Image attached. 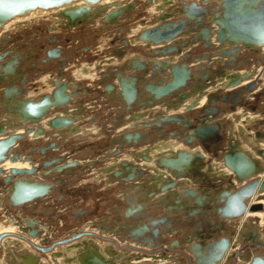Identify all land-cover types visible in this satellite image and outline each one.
I'll list each match as a JSON object with an SVG mask.
<instances>
[{"label": "rangeland", "instance_id": "374dc122", "mask_svg": "<svg viewBox=\"0 0 264 264\" xmlns=\"http://www.w3.org/2000/svg\"><path fill=\"white\" fill-rule=\"evenodd\" d=\"M116 1L118 2L117 4L119 5H115L116 4L115 3V4H111L109 7L108 5L105 6L100 4L95 9L96 10L100 9L101 11L100 10L95 11L94 13L89 15V18L87 20L81 18L80 20H83L81 23H77L79 20L78 21L74 20V22L78 25L76 24L74 25V23L72 22L70 23L66 22L68 20L67 18L57 14V15H51L50 17H44V19L40 18L38 20L37 19L33 21L31 20L30 22L24 24H18L17 27L15 28L10 27V29H7L4 27L5 28L3 29L4 31L0 34V38H1L0 49L8 50L9 54L12 53V56L9 59L11 60L13 59L14 56L20 54L18 50H20L21 52L25 51L29 54H32L33 51L32 48L37 47L38 50L36 55L34 57H31L30 55L28 56V59L30 58L28 62L35 63L34 70L38 69L37 71H41L38 72V74L35 76L32 75V77L30 78V82L26 83L27 84L26 86L30 84L28 86L29 88L28 87L27 88L31 91V93H33L36 96L43 94L48 95L54 89V84H53L54 80L60 81L63 79L62 81L65 82L66 80L67 82H70L71 85H78L80 83L81 85L80 90L82 91L83 89V91L80 93L81 95L84 94L82 97L81 95H79L81 97V101H83L81 103V106L84 104L86 108L89 109L90 107V109L87 110L85 115L84 116L82 115L83 118L82 120H80V122L83 120H85L86 122V120H88L89 117L98 115L101 119L100 123L109 124L111 120L110 116L111 115L115 116L118 114L116 113V110L112 108V106L111 108L110 106H108V104L105 102L106 98L100 97L98 93H105L107 91L111 92V89L112 87H115L118 78L115 77L114 75L105 74V73H108L111 69V66L115 64L117 65L119 63L120 64L123 63L124 65L128 61H132L135 64L141 63L139 61L140 60L139 58L129 59L126 56V54H131L132 47H134L135 49L134 52H136L138 50L136 46L138 47L140 45H142L141 47L145 46V49L147 50L151 48V45L150 47L146 45L147 43L152 44L153 47H158V46L163 47L165 46V44H170L169 46L171 48H175V50L177 49L179 50V52L176 53L177 55L176 57H178V59H175L176 62L174 65H171L169 63L170 61L169 62L156 61L153 63L150 62L148 63L150 74L145 72L146 70L144 71V73H142L143 69H139L138 73L126 74L125 73L126 69L124 67L121 68L120 76L123 77L121 78L122 80L133 79L136 82V87L140 86V82H142V79L144 81H149L150 88H153L155 86L154 84L160 83V85L158 84L159 90L162 89L163 86H166L168 82L172 81L171 68L181 67L182 65L188 66L187 71H189V73L188 75L186 74L187 75L186 86L188 88L179 87L176 90L174 89L167 93H162L160 94L159 97L156 95L154 96L153 93L147 95L145 93V87L139 89L140 92L138 94V98L144 100L146 103L139 105L135 104L133 106L132 122L134 123L136 122L135 123L136 125L137 121H139V118H141V116L149 115L147 116L149 118L146 120V122L139 124L135 128H139L140 126H142V128L149 127L147 128V132H149L150 136L147 137V139H144L143 141L147 140V142H149V144L152 145H145L139 148L140 151L139 149H137L134 150L135 152L130 151L124 153V156H120L117 162L119 163L123 162L124 164L133 162L137 166H142L143 164L144 166L149 167V174L147 175V177L150 178V176H152V172L154 171L151 168L152 166L150 167L151 163L158 162L159 165V162H161V164H164L162 160L158 161V158H162V155L159 154L160 152L155 151L156 150L155 148L153 149L154 144H157L159 141H168V143L166 144H170V141H173L172 144L174 145L176 144L185 145L182 142L184 137L193 136V135H189V129L195 130L197 129V127H200L201 125L200 119L203 115L202 111L208 110L211 113L208 114L207 117H205L206 118L205 120H207L208 123L216 126L217 129L214 132L212 131L207 133L209 139L203 140L199 136H197V139L200 142L207 141L206 143L207 146L209 147L214 146L215 151L213 153L211 152L206 153L205 151H203L202 148L205 147L204 144H201L200 142H193L192 145H187L186 148L189 149L191 152L197 148L199 151L206 153L203 155L204 156L203 160L205 161L204 164L206 166L210 165L208 167L210 176H213L215 174L226 173V172L229 173L228 169L224 168L223 160L219 159L221 155H224V153L228 152L229 148L231 150L230 153H232L233 155L232 159L233 158L236 159L235 156H237L238 152L240 153L243 152L248 159H252L253 157L254 159L258 158L261 163V168L258 172V180H259L262 176L261 173L264 171V162H261L260 157L256 154L255 151L257 149L261 150L262 147L260 146L264 145V138L256 136L258 131L261 130L264 131V109H262L263 106H260L262 101H259L261 98L264 99V60L261 61L262 58H264L263 57L264 50H260L259 53H256L251 51L250 49H246V48L244 49L240 47L239 50H235V52L230 53L229 56H224L223 52L231 51L232 48L220 46L219 42L215 38L216 37L215 27L213 28L212 24H210L208 19V17L213 14L209 13V10L205 11L207 12V15H204L205 17L202 20V26L205 27L206 24L210 25L211 28L210 32L213 34L211 35L213 37H211L209 40V44L211 45V47H206L203 41H201V39L197 38L196 41L192 39V35L198 33L199 26L195 27V29L193 28V24L191 23L189 18L184 15L185 9L181 3L183 1H185L187 4L195 2L198 5L209 7L210 5H218V2H220V0H211L207 2H202L203 0H119V1L116 0ZM53 10H57V9H53ZM113 11H117L119 12V14H117L116 17L107 18ZM177 17H181V18L178 20ZM181 21H184V24L181 28V32L175 35L170 42L161 43L157 45V44H153L151 41H142L139 39V35L144 31L156 28L167 22L179 24ZM159 22L161 23L160 25H155L156 23ZM35 35L36 37L34 38ZM200 35H201L200 33L197 34V36ZM18 45H23V46L18 48ZM52 46L60 47L64 50L65 48L69 47L72 48L73 51L66 53V51H62L60 49L59 50L60 55L57 57H51L50 60H58L61 58L62 59L66 58L65 61L63 62V65L59 66L60 64L56 61L55 67L45 66L44 68H42L40 60L44 58L46 48H50ZM175 50L172 51V53H174ZM124 51L126 54L124 53ZM34 52L35 51H33V53ZM154 53L156 55L153 56L158 58H162L168 55V53H163L158 55L156 51H154ZM238 53L240 57H243L242 59H245L243 62L240 63V65H238L237 62L234 61V59L236 58V54ZM65 55H67L68 59L67 57H65ZM193 57L195 58V61H193ZM211 57L214 60L215 58L217 59V57H220V59L216 60L218 62H214L215 68L212 69L213 77L207 76L208 71L205 62ZM223 57H225L224 63L227 62L224 65H222L220 62V60L223 59ZM144 62L147 63L146 60ZM166 63L168 64V67L162 68L161 65ZM141 65H143L145 69L147 68L145 63L143 64L141 63ZM57 66L59 67L56 68ZM196 66L198 69V77H199L198 82L200 83L196 86H200V87L205 86V87L202 89V93L200 92V93L191 94L186 98H182V101H180V97L176 98L177 95L181 96L184 95L185 93H188L189 91L191 92L195 87L193 86L192 88L189 82L192 79L191 73L193 71H196ZM60 68H62V71H59ZM132 68L133 66L130 67L129 70L132 71ZM233 74H239L242 78H244L241 82L244 83L247 81L248 82L246 84L239 82L238 85L236 86L233 87L230 86L232 82L231 80L235 79L236 77ZM65 76L67 78L70 76L71 79L77 82L65 79ZM144 85H146V83H144ZM35 89L36 91L33 92V90ZM153 90L156 91L157 88L155 89L153 88ZM150 91L152 92V90ZM84 92H88L89 95L85 94ZM220 93H226L227 95H223ZM232 93L234 94L233 96H235V94L237 93L236 98H233L232 95L228 96V94L230 95ZM161 96H163L164 98H172V101H169L170 99H163L158 103L157 101L161 99L160 98ZM249 98L252 100V102L248 101ZM201 99L202 100L204 99L205 103L200 106L198 103L200 102ZM166 100H168L167 104H165ZM233 100L235 102H233ZM9 115L10 113H4L3 118L5 120L12 119V117ZM250 115L251 116L256 115L258 118L248 123L247 125L248 127L246 125L242 126L243 124H239L241 120L244 121L245 119H247L246 117ZM164 116L165 117L174 116L180 118L182 121L180 122L170 121L164 123L163 124L164 132L162 130V133L157 137V134L154 132L155 129H153V127L151 126H154L153 120H155V118L157 117L162 118ZM85 122L83 121V123H78V125L79 124L84 125ZM43 124H45V126ZM41 126L44 127L45 133L48 132L46 130L48 129L47 121H44V123H42ZM118 130L120 129L115 130L114 134H116ZM245 131H247L248 134ZM19 132L23 133L22 130ZM190 132L192 134L193 132L195 133V131H190ZM50 133H53L55 135L54 131H51ZM171 133H173V135H170ZM250 134H253V137ZM216 135L217 137H215ZM31 136L34 135L31 134ZM54 138L55 137H53L52 139ZM74 138L76 139L77 135L74 136ZM193 139L196 140V136H194ZM242 144L247 147L249 145L250 147H248V149L247 148L245 149V147ZM76 145H81V144H76ZM142 148L143 149L147 148V149L145 151ZM63 152L65 153V149ZM153 152H155V154ZM191 152H186V150H180L177 151V155L174 154L172 156H168L167 159H171V157L176 158L182 155V153L186 156H190ZM144 156L148 157V159L147 160L144 159L143 158ZM217 158L218 160L216 161ZM234 161L236 160H233V162ZM213 162L217 164L216 167L214 164H213L214 166L211 165ZM159 167L160 168H156L155 170L163 172V170L165 169L166 171H168V173L164 175L160 172H157L160 175V180L162 177L166 181V183H164L163 186L165 188H168L169 184H175V185L171 186L169 189H165V191L159 192L158 195H162L161 197H159V199L161 198L163 199V201H161L160 207L151 206L150 204L151 206L150 209L153 212L151 214L154 215L161 214V212L158 211L154 212V211L158 209L162 210L164 207L166 208L172 207L173 210L178 209L177 207L178 203L173 197L180 196L182 192L180 190L181 186L187 188H193V187L201 188L199 187V184H197L198 182L197 183L193 182V179L190 176L185 178H177L179 176L178 175L179 170H185L183 172H180V174L182 176H187L188 173H190L187 171L191 169V165L183 164L181 166H177L174 164H164L163 166H159ZM0 170L2 173L8 174L11 169L8 171L3 169L2 166ZM223 170H226V172ZM226 176L230 177L227 174ZM213 179L216 180L213 181ZM213 179L211 180V183H214L215 186L213 184L212 185L213 188L211 187L210 189V191H213L209 193L211 198H214V196L218 195L220 190H227L230 191L231 193H236L240 189L243 183V182L240 183V181H242L243 179L238 180L235 178L234 175H232L229 178V185L226 183L225 178L222 179L220 177H213ZM86 181H87L86 179L78 177V179L72 182L71 188L66 196H65V186H63V188L61 189L63 191L62 196H58V194H55L47 201H45L46 205H43L40 208V211L37 212L26 211V213L28 214L19 215L20 219L15 215V213L20 214L21 211L17 212L15 208L9 210L10 211L9 214L0 213L1 214L0 226L9 227L10 225H12L16 227V230L19 229L16 232L12 231L13 234L18 233L19 235L24 236L26 240H28V241L23 240V244H28V242H30L35 246L37 245L40 246L41 244H43V242L40 240V237H34V235H28V233L26 232L25 230L26 222L24 217L27 218L29 216L28 220H31L33 218L38 219L39 220L38 222H41L45 227L47 226L50 230L53 231L54 233L53 235L55 236L54 241L56 242L55 244H53L55 246H52L49 251L51 250L56 251L57 250L56 248H59L58 246L63 244L58 241H61L62 240L61 238L64 235L78 229L82 225L83 219H85L83 217H86L89 212H93L95 210L96 213L107 214L110 211L111 207L114 206V204H116L117 210H121V211L123 210L122 209L123 207L122 204H124L123 200L120 198V196L117 195V193L119 194L120 191L124 189L122 188L123 185L121 183H118V185L115 186L116 189L112 193H109V191H104V192L102 191L100 193H97L95 187L92 184L81 183ZM163 182L164 181L162 180V183ZM138 183H143V182L139 181ZM151 185H152V181H149V186ZM101 186H99V188ZM88 188L90 189L91 194L84 192V189H88ZM93 190H95V193L93 192ZM199 191L203 192L204 190H199ZM260 194H264V192ZM7 197L8 195L5 196V194L0 195V201L4 200L3 202H7ZM85 205L89 207V210L86 211L84 215H81L79 217L74 216L75 215L74 213L81 212L85 208ZM189 205L191 204H187L188 209L190 207ZM183 206H186V204H184ZM216 210H218V206L217 209H215V211ZM259 212H262V210L259 209L257 211L251 212L252 213L251 222L252 223L255 222L254 224L257 226L259 225L258 227L259 229H261V232L264 236V224H263L264 222H261L260 217L256 215V213ZM216 213L217 211L214 212V214H212L210 211L207 212L208 223H207V227L204 228V232H201L203 225L202 226L198 225L201 221L198 220L197 218L194 219L193 221L192 220L186 221L184 219V214H182L181 212H179L178 215H176L177 212H172V215H176V216H170L166 214V216L169 218V221L172 222V226L168 228V233L166 235L163 234V231L161 230L162 228L159 227V229L161 228L160 231H162L161 237H162V241H164L163 246H165V248L167 249H170L169 245L167 246V244L172 242L173 240H176L178 244H180V247L177 248L178 249L177 251L171 248L173 249L172 251L165 250V254H161V255H156L158 254V252L154 253V255L156 256H146L144 254L141 255L138 250H142L144 248L140 247L139 246L140 244L137 242V240H135L134 241L135 244L133 245V247L135 249L134 251H137V253L123 252L119 256L125 257L128 261H131L129 263L126 262L125 264H147V263L172 264L174 263L175 258H178V260L182 264H195L194 257L190 252V248L196 242H205L202 236L210 235V237H212L211 239L217 241L223 237H227L228 232L230 231L237 230L233 232L234 234L237 232L241 234L243 232V227L240 228L241 225L239 224L241 218L243 217L242 216L238 220V222L236 221L235 225L233 223L228 224L229 230L226 231L224 235L222 234L221 236L220 234H218L217 231L221 232V230L213 229L214 228L213 226L215 225L216 227L217 224H222L227 220L222 219ZM120 214L121 212L119 211V215ZM6 215H9V218L15 217L17 221L19 219L22 225L20 227L17 225L16 226L13 225V223L9 221V218H7ZM62 215H65V217H63ZM156 217L157 216H154L151 219L155 220L157 219ZM213 217H214L213 222H215V224H212ZM175 222L177 223L179 222V224H176ZM88 226L90 228L89 230L95 232L93 229L94 227L91 226V224ZM152 229L153 228H151V230ZM118 232L119 235L122 236V239L127 240L125 238V236L127 235V232L125 230L119 229ZM12 233H9V235H11ZM150 235H152V232H150ZM197 238L200 241H198ZM94 242L95 241H90L89 239L82 240L79 242L78 248L79 250L83 251L86 248L83 247L84 245H87V247L91 246L92 248H96L97 252L102 251L103 253L106 254V258H109V255L104 248L110 245L100 244V243L98 244L97 242L95 243ZM259 242H262V240ZM124 244L122 241L119 240V245H120L119 247H123ZM230 244L235 245V248L232 249L229 247L228 249V251L231 250L230 251L231 256L234 255L233 259H231L229 264H237L238 260L240 259L239 255H243V253L245 252L244 249L245 245L243 246V248H241L242 245L240 246L237 242L235 243V238L234 240H232L231 238ZM14 246L15 245L9 246L11 250L13 249L12 251H16L15 248H13ZM15 247H17V251L19 252L16 253L13 252L12 253L13 255L11 254L4 255V253H0L1 254L0 260H5L2 261V264H6V263L10 264L11 263L10 258L13 257L12 259H16V257H19L23 254L24 251L20 252L21 248H19V245H16ZM1 248L2 250L0 249V251H3L4 249L2 246ZM30 248L33 251L35 250V248H33L32 246H30ZM162 248L164 249V247ZM257 249H259L257 250V253H254L253 250L250 253L252 258L258 254H260L258 256L264 255V248L261 249L257 248ZM199 250L201 251V248ZM35 251L39 252L38 250ZM41 255H42L40 261L41 264H55L56 260H54V257L56 256L51 258L45 255L44 253ZM61 256L62 255H59L57 257H61ZM147 257H150L151 260L149 259L148 262L147 261L146 262L142 261L141 263L138 262L141 260L140 258L144 259ZM229 258L230 257L226 258V260H228ZM118 260L120 262H117V264H123L121 263L119 257ZM225 261L223 259V261L220 264H224Z\"/></svg>", "mask_w": 264, "mask_h": 264}, {"label": "flooded vegetation", "instance_id": "af4514ba", "mask_svg": "<svg viewBox=\"0 0 264 264\" xmlns=\"http://www.w3.org/2000/svg\"><path fill=\"white\" fill-rule=\"evenodd\" d=\"M199 17L200 20L197 22L191 21L194 29L196 26L200 25V22H202L201 17L203 20L205 16L202 15ZM35 37L36 35L34 38ZM21 46L23 45H18V48ZM32 49L35 51L34 53L32 51L33 56L32 54H29L25 51L21 52L18 50L20 54L14 56L11 60L9 59L12 56V53L9 54L8 50L0 49V57H3V59L0 60V130H3V133H13L17 137L11 155H7L6 159L0 162V168L6 161L13 162L10 161L11 156L16 157V161L29 163L30 167L27 169H22L24 172L21 175H12L10 172L8 174L0 172V195H8L7 202L0 201V213L9 214V210L15 208L17 212L21 211L20 214L15 213V215L20 219L19 215L28 214L26 211H40V208L43 205H46L45 201H47L49 198L55 194L62 196L63 191L61 189L63 186H65L66 196L71 188L72 182L78 179V177L87 180L86 182H81L82 184H92L95 187L97 193L102 191H109V193H112L116 189L115 186L118 185V183H121L123 185L122 188H124L119 194L117 193L124 203L122 204V211L117 210L116 204H114L107 214L96 213L95 210V212H89L86 217H83L85 219H83L82 225L78 229L71 233L69 232L61 238V241H58L63 244L59 245V248H56V251H49L52 246H55L53 244L56 242L54 241L55 236L53 235V231L47 226L45 227L41 222H38V219L33 218L28 220V215L27 218L24 217L26 222L25 230L28 235L40 237V240L43 242V244L40 246H36L39 249L35 250L40 252L39 253L34 250L37 254L41 255L44 253L47 256L51 255L50 257L65 255V251L70 247V245L85 239H89L90 241H95L100 244L110 245L104 248L105 251H107L109 258H104L103 260L102 258H99L100 253H97L94 248L84 245L83 247H86L84 250L90 252L89 259L95 258L92 263L88 264H117L118 257L121 258L119 255L123 252L137 253V251H134L135 249L133 247L135 240H137V242L140 244V247L144 248L142 250H138L141 255L144 254L146 256H156L165 254V250L172 251L175 249L177 251V248L180 247V244H178L176 240H173L167 244V246L169 245L170 249H167L165 246H163L164 241H162L160 234L163 230L172 226V222L169 221V218L166 216V214L170 216H176L179 212H181L184 214V219L186 221H193L197 218L201 221L199 224L205 225L208 223L207 212L210 211L212 214H214V212L217 211H215L217 206L218 209H221L228 202L229 198L235 195V193H231L227 190H220L219 194L214 196V198H211L209 194L213 192L210 191L211 187L213 188L212 185L214 184L211 183L213 177H220L222 179L225 178L226 183L229 185V178L232 175H234L236 179L242 180V177L240 176L242 171H231L227 167L230 161L232 162L233 159L235 160V158L231 159L233 155L230 153L231 150L229 148L227 153H224V155L219 157V159L223 160L224 168L228 169L229 173L226 172L210 176V172L208 171V167L210 165L206 166L204 164L205 161L203 160V155L210 152L213 153L215 151V147L207 146V141L200 142L197 139V136L200 137L201 133L208 130L210 132L211 129V131L214 132L217 127L205 120V117L211 113H208L209 111L205 110L206 112L202 111L203 115L200 119V127H197L195 130L189 129V135L193 136L184 137L182 142L185 144V146L192 145L193 142H200L201 144H204L205 147L202 148L206 153H203L196 148V151L193 150L190 156H186L182 153L180 162H172L174 165L188 162L191 165V169L186 171L190 173H188L187 176H182L181 178L190 176L192 177L193 182H198L197 184H199V187L201 188H187L182 186L180 187L179 185L182 192L180 191V196L173 197L178 203L177 210H173L172 207H164L162 210L159 209L161 210V214H149L148 211L150 210L151 206L160 207L161 201H163L162 198L159 199V197L162 196L158 195L159 192L165 191V189H169L175 184H169L168 188H165L163 186L164 184L160 180L159 173L155 171H153L152 176L148 178L147 175L149 174V167L144 166L143 164L142 166H137L133 162H129L127 164H124L123 162L118 164L116 162L120 156H124V153L130 151L132 152L145 145H152L149 144L147 140L143 141L150 136L149 132H147V128L149 127L142 128L140 126L139 128H135L139 124L146 122V117L149 115L141 116L136 125V122H132L133 106L135 104L139 105L146 103L144 100L138 98V94L140 92L139 89L145 87V93L148 95L151 93L150 90L155 92L153 88H157L158 92H155V95L162 94L161 91L164 90L166 86L173 84V76L172 81L168 82L167 85L163 86V88L160 90L158 89L160 83H158L159 85L154 84L155 86H151L153 88H150L149 81H144L143 79L142 82H140V86L136 87V82L133 79H121L123 77L120 76V72L124 65L119 63L117 65L115 64L111 66L110 71L105 74L114 75L118 78V80L115 84V87H112L111 92L107 91L103 94L106 98L105 102L108 104V106H110V108L112 106L118 115H111L109 124L100 123V117L98 115H94L89 117L86 122L83 120L85 122L84 125H78V123H83V121L80 122V120H82L87 110L90 109V107L89 109L86 108L84 104L81 106V103L83 102L81 101V97L84 94L81 95L80 93L83 91V89L82 91L80 90V83L78 85H71L70 82H67L66 80L65 82L62 81L63 79L60 81L54 80L53 91L48 95L43 94L38 96L31 93V91L28 89L30 84L26 86V83L30 82L32 75L35 76L38 74V72H41L37 71L38 69L34 70L35 63L28 62L30 59H28V56L30 55L31 57H34L38 50L37 47H33ZM60 49L62 51H66V53L73 51L72 48L69 47L65 48V50L54 46L46 48L45 56L40 60L42 68L45 66L55 67L56 61L60 64L59 66L63 65V62L66 58L50 60L51 57H57L60 55ZM65 57H67V55H65ZM263 60L264 58H262L261 61ZM133 65L136 64L134 63ZM140 69H143L142 73H144L146 70L144 66H141ZM59 71H62V68H60ZM65 79L74 81L70 78V76L68 78L65 76ZM144 83H146V85H144ZM34 91H36V89L33 90V92ZM84 93L89 95L88 92ZM79 95H81V97ZM177 97L178 95L176 98ZM160 98L161 99L157 101L158 103L163 99H170L164 98L163 96ZM56 103H58V105H54ZM45 105L49 107L45 109L43 107ZM27 110L30 116H32L30 113L31 111H33L32 114L34 115L41 110L44 111L38 121L34 117H31L29 120L26 119L25 121H22L19 115L22 116L23 113H27ZM4 113H10L9 116H11L12 119L5 120L3 118ZM46 120L47 127L50 130L45 128L48 131L45 133L44 127L41 125ZM170 121L180 122L182 120L174 116H164L162 118L157 117L155 120H153L154 126L151 127L155 129L154 132L157 134V137L162 133V130L164 132L163 124ZM12 126H18V128L13 130L10 128ZM117 129L120 130L114 134V131ZM21 130L23 133L19 132ZM51 131H54L55 135L50 133ZM190 131H195V133L193 132L192 134ZM31 134L34 136H31ZM76 135L77 138L75 139L74 136ZM170 135H173V133ZM194 136H196V140L193 139ZM256 136L264 138V131H258ZM53 137L55 138L52 139ZM215 137H217V135ZM0 139H6V136L0 137ZM207 139H209L208 136L203 138V140ZM154 146H156V144H154ZM64 149L65 153L63 152ZM255 152L260 157L261 162H264V150L257 149ZM235 157L239 158L236 159V161L238 162L239 160L242 165L250 164L252 171L256 173L255 176L249 177L244 181H240V183H244V185L242 183V186L239 189L241 190L250 182L258 180V172L260 167L253 165V163L250 162L247 163L249 159L246 157V155H244L243 152H238L237 156ZM143 158L146 160L148 159L146 156ZM159 160L161 161L163 158H158V161ZM217 160L218 158L216 161ZM246 166L249 167V165ZM183 171L185 170H179L178 173ZM226 174L230 177L226 176ZM214 180L216 179H213V181ZM139 181H142L143 183H138ZM149 181H152L151 186H149ZM20 183L34 185L37 187L45 186L47 187V191L43 196L36 198L32 202L13 205L12 190L19 186ZM99 186L101 187L99 188ZM95 190H93L94 193ZM199 190L204 191L201 192ZM84 192L91 194L89 188L84 189ZM246 201H249V199ZM184 204H186V206H183ZM187 204H191L189 205V209L187 208ZM88 210L89 207L85 205V208L81 212L74 213V216L79 217L84 215ZM119 211L121 212L120 215ZM172 212H177V214L172 215ZM62 216L65 217V215ZM154 216H157V219L152 220L151 218ZM6 217L9 218V215H6ZM19 219L17 221L15 217H12L9 218V221H11L13 225L20 227L22 224ZM90 224L94 227L93 229L95 232L89 230L90 228L88 225ZM159 227L162 228H160L162 231H160ZM151 228L153 229L151 230ZM119 229L125 230L127 232V235L125 236L127 240L122 239V236L119 235ZM149 230L152 232V235H150ZM6 238H11L14 241L20 242H23L25 239L24 236L19 235L18 233L11 235L1 233L0 249L2 250V246L4 250L0 251V253L5 252L3 240ZM119 240L122 241L123 244L125 243V246L123 245V247H119ZM249 242H251V240ZM241 245V248H243L245 244L241 243L240 246ZM248 245L251 246L253 244L249 243ZM15 246L13 247L16 250L15 252H19ZM162 247H164V249ZM93 251L95 253H93ZM156 252H158V254L154 255ZM11 264H23V261H19V259H12Z\"/></svg>", "mask_w": 264, "mask_h": 264}, {"label": "water", "instance_id": "95a60500", "mask_svg": "<svg viewBox=\"0 0 264 264\" xmlns=\"http://www.w3.org/2000/svg\"><path fill=\"white\" fill-rule=\"evenodd\" d=\"M105 0H0V33L3 31L5 25L11 22L13 19L17 17H25L29 15L31 12L40 10H53L57 9L60 10V15L65 16L67 18V22L74 23V20H79L77 23H81V18L87 20L89 15L94 13L95 11H99L100 9L96 10L101 2ZM115 5L118 2L116 0ZM211 0H203L202 2H207ZM77 3H82L81 5H77ZM184 6L185 13L184 15L189 18L190 21L197 22L200 20L199 16L207 15V10L209 13L213 15L209 16V22L212 24L213 28L215 27V35L216 39L219 42L220 46L222 47H230L232 48L231 51L223 52L224 56H229L230 53L235 52V50H239L241 48L250 49L253 52L259 53L261 48L264 47V0H220L218 5H210L209 7L198 5L195 2L187 4L185 1L181 3ZM101 11V10H100ZM211 11V12H210ZM119 14L117 11H113L109 17H116ZM202 21V17H201ZM184 24V21L178 23H164L156 28L147 30L142 32L139 35V39L142 41H151L153 44H161L167 43L172 40V38L181 32V28ZM198 33L200 36H197L198 33L192 35V39L196 41V39H201L206 47H211L209 44V40L211 38L212 33L210 32V25L206 24L205 27L202 26V22L199 23ZM69 25V24H67ZM66 25V26H67ZM78 25V24H76ZM197 27V26H196ZM169 50V49H168ZM171 51H174L171 49ZM167 50L162 52L171 53ZM3 57H0L2 60ZM172 76H173V84H170L162 90V93H167L172 90H176L179 87L188 88L186 86L187 82V75L189 71H185L180 67L171 68ZM187 74V75H186ZM235 79L232 80L230 86H236L239 82L242 81L240 75L235 74ZM246 77V76H245ZM240 80V81H239ZM161 82V81H160ZM205 87V86H204ZM204 87L196 86L193 90L184 95L180 96V101L182 98H186L187 96L194 94V93H202V89ZM250 87V86H249ZM248 87V88H249ZM155 92H158L157 90ZM155 92L153 95L155 96ZM156 96H160L157 94ZM179 97V96H178ZM58 105V103L54 104ZM45 109L49 106H43ZM44 110L39 111L37 114L32 115L33 111H31V115L28 113H23L20 119L25 121L26 119H30L34 117L37 121L41 117ZM206 112V111H205ZM210 113V112H208ZM13 130L17 129L18 126L10 127ZM209 131H204V133L199 132L200 137L203 139L207 136ZM210 132H212L210 130ZM6 136V139H0V162L6 159L7 155H11L13 146L15 144L16 135L13 133H3V130H0V137ZM190 139V138H189ZM234 160V159H233ZM10 161H16V157L11 156ZM248 166L242 165L240 162L232 161L227 165L229 170L236 171L241 173V177L243 180L255 176L256 173L252 171L251 165ZM244 170H243V169ZM248 170V171H247ZM245 171V172H244ZM247 171V172H246ZM1 172V170H0ZM24 172L22 169H11L10 173L12 175H21ZM177 178H181L182 175L178 173ZM241 179V178H240ZM21 184V185H20ZM15 189L12 190V197H13V205H20L23 203L32 202L38 197H41L47 191V187L45 186H34L25 183H20ZM259 188V191H264V180L261 182L259 180H254L246 185L244 188L239 190L235 193L234 196H231L228 202L222 207L221 209L217 210L219 217L222 219H226L227 221H233L235 225L236 221L246 213L247 204L246 200L250 199L255 192L256 188ZM260 207H253L252 210H258ZM202 232V231H201ZM168 233V229L163 230V234L166 235ZM161 235V234H160ZM240 233L228 232L227 237H223L220 240L215 241L212 239V243L206 245L204 242H197L192 245L190 248V252L194 257L195 264H220L223 261V257L225 253L230 248H235V245H231V238L234 236L235 243L240 239ZM251 242L247 241L244 244L245 252L251 253L252 250L254 253H257V248H264V242L256 241L255 238H250ZM26 240V239H24ZM234 240V239H233ZM28 241V240H26ZM25 241V242H26ZM27 243V242H26ZM249 243L253 245H248ZM239 244V243H238ZM29 246H32L35 249H39L35 245L28 242ZM205 252L200 251L199 249L202 248ZM260 255V254H258ZM255 255L252 258V262L250 264H264V255L258 256ZM234 255H232L228 260L225 261L224 264L228 263L233 259ZM239 258H243V255H239ZM178 258L174 259V263L172 264H182ZM155 264V263H152Z\"/></svg>", "mask_w": 264, "mask_h": 264}, {"label": "bare ground", "instance_id": "6f19581e", "mask_svg": "<svg viewBox=\"0 0 264 264\" xmlns=\"http://www.w3.org/2000/svg\"><path fill=\"white\" fill-rule=\"evenodd\" d=\"M119 1V0H118ZM82 3H77V5H81ZM101 4L102 5H108L109 7H110V5L111 4H115V1H113V0H105V1H103V2H101ZM60 15V10H52V11H49V10H40V9H38V10H36V11H33V12H31L29 15H27V16H25V17H17V18H15V19H13L11 22H9L6 26H5V28H7V29H10V27L11 28H15V27H17V25L18 24H24V23H27V22H30L31 20L33 21V20H38V19H40V18H43L44 19V17H50L51 15ZM164 15V14H163ZM61 16V15H60ZM63 17H65V16H63ZM46 19V18H45ZM51 19V18H50ZM54 20H55V18H54ZM61 20H63V19H61ZM83 21V20H82ZM67 22V21H66ZM98 24V23H97ZM27 25V24H26ZM75 25V24H74ZM74 27V26H73ZM4 28V29H5ZM56 28V27H55ZM4 31V30H3ZM136 33H137V31H136ZM213 35V34H212ZM211 37H213V36H211ZM1 39V38H0ZM213 39V38H212ZM7 40V39H6ZM2 43V42H1ZM179 46V45H178ZM164 47V46H163ZM262 50H264V47L263 48H261ZM244 52V51H243ZM184 58V57H183ZM200 62H202V61H200ZM112 63V62H111ZM155 71V70H154ZM192 74V73H191ZM233 75H235V74H233ZM232 75V76H233ZM239 75V74H238ZM199 78V77H198ZM219 78V77H218ZM216 79V78H215ZM262 79V78H261ZM260 81V80H259ZM248 82V81H247ZM247 82H245V84L247 83ZM244 83V82H243ZM193 84V83H192ZM207 84V83H206ZM223 88V87H222ZM228 89V88H227ZM210 92V91H209ZM225 92V91H224ZM61 93V92H60ZM62 94V93H61ZM60 95V94H59ZM58 95V96H59ZM197 95V94H196ZM64 97V96H63ZM60 99V98H59ZM59 99H56V100H59ZM63 99V98H62ZM177 100V99H176ZM188 103V102H187ZM205 103V100L203 99H201L200 100V102L198 103L200 106L202 105V104H204ZM42 105V104H41ZM198 105V106H199ZM26 106V105H25ZM24 106V107H25ZM32 106V105H31ZM36 107V106H35ZM34 107V108H35ZM32 109V108H31ZM30 109V110H31ZM185 110V109H184ZM69 111V110H68ZM4 115V114H3ZM32 115H34V114H32ZM163 116V115H162ZM149 117H147V119H148ZM247 119H245L244 121L243 120H241L240 121V123L239 124H243L242 126H247L248 125V123H250L253 119H256V118H258L256 115L253 117H250V116H248V117H246ZM231 120V119H230ZM47 121V120H46ZM59 121V120H58ZM61 121V120H60ZM57 122V121H56ZM44 123V122H43ZM54 123V122H53ZM59 123V122H58ZM232 123V122H231ZM146 124V123H145ZM44 126H45V124H43ZM142 127V126H141ZM248 127V126H247ZM49 129V128H48ZM152 129V128H151ZM203 130V129H202ZM212 130V129H211ZM119 131V130H118ZM209 131V130H208ZM204 133V132H203ZM253 137V136H252ZM162 142V143H161ZM166 143H168V141H159L157 144H156V146L154 147L153 146V149L155 148L156 150L155 151H157V152H160L159 154H161L162 155V158L164 159V160H162L163 161V163L164 164H173L172 162H180V157L182 156V155H180V156H178V158L177 159H175V158H171V159H167L168 158V156H172V155H177V151H180V150H186V152H191L189 149H187L186 148V146L185 145H183V144H176V145H174V144H172L173 143V141H170V144H166ZM243 145V144H242ZM244 146V145H243ZM245 147V149L247 148L248 149V147H250L249 145H248V147L247 146H244ZM260 147H262V150L264 149V145L262 146H260ZM152 148V147H151ZM150 148V149H151ZM143 149V148H142ZM146 149L147 148H145V149H143V150H145L146 151ZM244 149V150H245ZM149 150V149H148ZM139 151H140V149H139ZM152 151V150H151ZM196 151V150H195ZM251 151V150H250ZM133 152V151H132ZM135 152V151H134ZM141 152H143V151H141ZM137 153V152H136ZM154 154H155V152H153ZM142 154V153H141ZM147 154V153H146ZM139 155V154H138ZM150 155H151V153H150ZM153 155V154H152ZM148 156V155H147ZM149 157V156H148ZM204 157V156H203ZM206 157V156H205ZM208 157V156H207ZM126 158V157H125ZM124 158V159H125ZM153 158V157H152ZM123 159V160H124ZM154 159V158H153ZM156 159V158H155ZM232 159V158H231ZM236 159H239V158H236ZM235 159V160H236ZM230 160V159H229ZM189 161V160H188ZM148 162V161H147ZM146 162V163H147ZM237 162V161H236ZM238 162H239V160H238ZM117 163H119V162H117ZM230 163H231V161H230ZM247 163H249V162H247ZM148 164V163H147ZM146 164V165H147ZM164 164H161V162H159V165H158V162L156 163H151V165H150V167L154 170V171H156L155 169L156 168H160L159 166H163ZM183 164H187V165H190L188 162L187 163H183ZM183 164H177V166H181V165H183ZM215 165V167H216V163L215 162H213L211 165ZM213 165V166H214ZM246 165H248V164H246ZM245 165V166H246ZM3 167H4V169L5 170H10V169H12V168H15V169H27V168H30L29 167V163H27V162H18V161H16V162H9V161H6L3 165H2ZM218 166H219V164H218ZM167 167H169V166H167ZM220 168V167H219ZM223 168V167H222ZM223 171H225L226 172V170H223ZM156 172H160V171H156ZM160 173H162L163 175L164 174H167L168 173V171H166L165 169L163 170V172H160ZM262 174V176H261V178L259 179V181L261 182L262 180H264V171L261 173ZM179 181V180H178ZM182 182V181H181ZM234 185V184H233ZM264 191H259V188H258V186H257V188H256V190H255V192L253 193V195H252V198L250 199V201H249V203H248V201L246 202V204H247V210H246V213L243 215V217L241 218V220H240V225H241V227H240V225H239V227L240 228H242L243 226H245L246 225V223L245 222H247L248 220H250V221H252L251 220V218H252V211H257V210H252V208L253 207H260V209L262 210V212H259V213H256V215L257 216H259L260 217V221L261 222H264V194H260V193H263ZM4 201V200H3ZM259 210V209H258ZM263 214V215H262ZM255 221V220H254ZM257 222V221H256ZM264 224V223H263ZM11 226V227H10ZM9 227H3V226H0V234L2 233V234H9V233H12V231L13 232H16L17 230H19V229H17L16 230V227H14V226H12V225H10ZM259 226V225H258ZM239 229V228H238ZM242 230V229H241ZM8 232V233H7ZM240 232V231H239ZM238 233V232H237ZM13 234V233H12ZM34 239H36V238H34ZM264 240V239H263ZM4 241V247H5V250L7 251L6 252V255H8V254H11V255H13L12 254V252H15V251H10L11 249H10V247L9 246H13V245H19V248H21L20 250V252H23V251H27V252H32V249L30 248V246L28 245V244H23L22 242H20V241H14V240H12L11 238H6V239H4L3 240ZM32 241H34V240H32ZM259 241V240H258ZM36 243V242H35ZM95 243V242H94ZM98 243V242H97ZM99 244V243H98ZM135 244V243H134ZM28 245V246H27ZM78 245H79V242L78 243H75V244H72V245H70V247L69 248H67L66 249V251H65V257H67V258H70L71 260H70V264H88V263H92L93 262V260L95 259V258H91V259H89V255H87L86 256V258H84V257H81L79 254L81 253V251L78 249V248H75V247H78ZM88 247H90V246H88ZM94 249H96V248H94ZM231 251V250H230ZM230 251H227V253L225 254V257H223V259H224V261L226 260V258H228V257H231V254H230ZM16 253V252H15ZM93 253H95L94 251H93ZM17 255V254H16ZM27 256V255H26ZM160 257V256H159ZM8 258V257H7ZM17 258V257H16ZM83 258H84V260H83ZM3 259V258H2ZM25 260L23 261V264H34L35 262L34 261H27V259L26 258H24ZM141 260L140 261H138L139 263H141L142 261H144V262H148L149 261V259H150V257H147V258H140ZM157 259V258H156ZM170 259V258H169ZM59 260V259H58ZM103 260V259H102ZM151 260V259H150ZM2 261H5V260H0V263L2 264ZM11 261V260H10ZM67 261H68V259H67ZM137 261V260H136ZM155 261V260H154ZM133 262V261H132ZM5 263V262H4ZM57 263V262H56ZM59 263V262H58ZM7 264V263H6ZM147 264H149V263H147Z\"/></svg>", "mask_w": 264, "mask_h": 264}, {"label": "crops", "instance_id": "0c3cea01", "mask_svg": "<svg viewBox=\"0 0 264 264\" xmlns=\"http://www.w3.org/2000/svg\"><path fill=\"white\" fill-rule=\"evenodd\" d=\"M181 17H177V19L179 20ZM161 23L159 22V23H156L155 25H160ZM175 40H177V39H175ZM147 46H149L150 47V45H151V48H149L148 50L147 49H145V46L144 47H141L142 45H140L139 47L138 46H136V48L138 49L136 52H134L135 51V49H134V47H132L131 49H132V51H131V54H126L125 53V51H124V53L126 54V56L129 58V59H131V58H139L140 60V62L143 64V63H145V65H146V71L145 72H147L148 74H150V69H149V64L148 63H150V62H158V61H165V62H169L171 65H174L175 64V62H176V60L175 59H178V57H176L177 55H176V53H178L179 52V50L177 49V50H175V52L174 53H172V51H171V49H175V48H171L169 45L170 44H165V46L164 47H153V45L152 44H150V43H147L146 44ZM154 49H153V48ZM155 48H156V50H155ZM169 49V50H168ZM145 50H147V51H145ZM156 51V53H158V55L159 54H163V53H165V52H162V51H164V50H167L168 52H170L171 51V53L169 54L168 53V55L167 56H165V57H162V58H158V57H155V56H153V55H156L155 53H154V51ZM129 51V50H128ZM152 51V52H151ZM243 57H240V55H239V53L238 54H236V58L234 59V61L235 62H237V64L238 65H240V63L241 62H243L245 59H242ZM217 59H220V57H217ZM216 58H215V60L211 57L210 59H208L207 61H205L206 62V65H207V71H208V75L207 76H212V69H214L215 68V66H214V62H218V61H216L217 60ZM224 59H225V57H223V59H221L220 60V62H221V64L222 65H224L225 63H227V62H225L224 63ZM147 61V63L146 62H144V61ZM193 61H195V58L193 57ZM119 62V61H118ZM141 63H138V64H136V65H133L134 64V62H132V61H128L127 63H125L124 64V67H125V69H126V74H134V73H138L139 72V69H140V67L141 66H143V65H141ZM234 63V62H233ZM121 65H123V63H121ZM133 66V68H132V71H130L129 70V68L130 67H132ZM162 66V68H166V67H168V64L166 63V64H163V65H161ZM190 66H193V65H190ZM181 69H184L185 71H187L188 70V66H181L180 67ZM234 69H235V67H234ZM149 77V76H148ZM213 77V76H212ZM217 80H219V79H217ZM225 80V79H224ZM243 80V79H242ZM166 81V80H165ZM232 81V80H231ZM190 85L192 86V88H193V86H195L196 87V85H198V84H200L199 82H198V69H197V66H196V71H193L192 72V79L190 80ZM193 83V84H192ZM241 83H243V82H241ZM245 84V83H244ZM220 94H223V95H227L226 93H220ZM98 95L100 96V97H102V98H105V96H104V94L103 93H98ZM232 95V97L233 98H236V96H237V93L235 94V96H233L234 94L232 93V94H228V96H231ZM193 97V96H192ZM242 98V97H241ZM240 98V99H241ZM243 99V98H242ZM168 100H166V103L165 104H167L168 102H167ZM169 101H172V98H170V100ZM248 101H250V102H252V100L249 98L248 99ZM259 101H262V103L260 104V106H263V108L262 109H264V99H260ZM233 102H235L234 100H233ZM249 102V103H250ZM250 117H252L251 115H250ZM254 117V116H253ZM254 120V119H253ZM246 133H247V131H245ZM248 134V133H247ZM246 134V135H247ZM251 136H253V134H250ZM171 158H173V157H171ZM178 157H176L175 159H177ZM248 162H250V163H253V165H257L258 167H260L261 168V163H260V161H259V159L258 158H255L254 159V157L252 158V159H249V161ZM162 180L164 181L163 182V184L164 183H166V181L161 177V182H162ZM160 212V210L158 209V210H156V211H154V212ZM148 213L149 214H151V213H153L152 212V210L150 209L149 211H148ZM263 215V214H262ZM213 220H214V217H213V219H212V224H215V222H213ZM251 220H252V218H251ZM208 222V221H207ZM231 222H233V221H226V222H223L222 224H217V226L215 227V225L212 227L213 229H220L221 230V232L220 231H217L218 232V234H220L221 236H222V234L224 235L225 234V232L226 231H228L229 230V227H228V224L229 223H231ZM176 224H179V222L177 223V222H175ZM255 222H251V221H247L246 222V225L245 226H243V232L241 233V235L239 236L240 237V239L241 240H239L238 241V243H239V245L242 243V242H246V241H249V240H251L250 238H257V240L259 239V241H261L262 240V242H264V236H263V234H262V232H261V229H259V227L257 226V225H255L254 224ZM200 226H202V224H199ZM204 226V227H203ZM202 226V232H204V228L205 227H207V223L205 224V225H203ZM232 228H233V225H232ZM231 228V229H232ZM235 231H237V230H234V231H232V232H235ZM231 232V231H230ZM244 234V235H243ZM235 235V234H234ZM243 236V237H242ZM203 237V240L205 241L204 243H206L205 244V246L206 245H209L210 243H212V237H210V235H204V236H202ZM234 239V236L232 237V240ZM197 240H198V238H197ZM198 241H200V240H198ZM23 243V242H22ZM28 246V245H27ZM75 248H78V247H75ZM79 249V248H78ZM96 251H97V249H95ZM11 252H12V250H10ZM81 251V250H80ZM201 251H204L205 252V250H203V247L201 248ZM6 250H5V252H4V255L6 254ZM99 253H100V257L99 258H102V259H104V258H106V254L105 253H103L102 251H98ZM97 252V253H98ZM13 253V252H12ZM31 254V255H30ZM90 254V252H88V251H85V250H83V251H81V253L79 254L81 257H84V258H86V256L87 255H89ZM27 255V256H26ZM51 256V255H50ZM49 256V257H50ZM3 258V257H2ZM13 258V257H12ZM12 258H10V260H12ZM24 258H26L27 259V261L29 262V261H34L35 263L34 264H38V263H40V261H41V255H39V254H37L35 251H33L32 250V252H27V251H24L23 252V254L21 255V256H19V257H17L16 259H19V261H24L25 259ZM52 258V257H51ZM58 258L60 259V260H58ZM1 259V258H0ZM67 259H68V261H67ZM54 260H56V262L58 263V264H70V258H67V257H65V255H62L61 257H54ZM120 260H121V263H123V264H125L126 262L127 263H129V262H131V261H128L125 257H121L120 258ZM251 260H252V256H251V254L249 253V252H244L243 253V258H240L239 260H238V262H237V264H250L251 263ZM43 261V260H42ZM56 262H55V264H56ZM117 262H120L119 260L117 261ZM11 264V263H10Z\"/></svg>", "mask_w": 264, "mask_h": 264}]
</instances>
